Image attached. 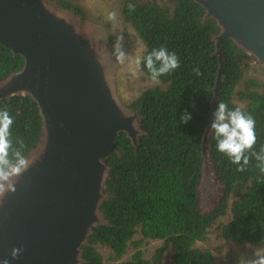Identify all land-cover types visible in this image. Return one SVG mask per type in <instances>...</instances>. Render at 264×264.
<instances>
[{
    "label": "trees",
    "instance_id": "obj_1",
    "mask_svg": "<svg viewBox=\"0 0 264 264\" xmlns=\"http://www.w3.org/2000/svg\"><path fill=\"white\" fill-rule=\"evenodd\" d=\"M63 8L86 16L71 0H56ZM135 4L130 11L128 4ZM205 8L195 0H121L120 16L145 45L142 56L154 48L176 52L180 67L160 77V82L130 99L127 108L139 110L137 143L125 131L116 138L114 149L104 158L108 197L101 209L107 223L94 227L83 244V264H104L100 247L115 255V264H163L172 247L170 264H216L213 251L200 245L216 228L217 235L236 245L264 244V174L252 157L245 171L217 150L208 135L207 154L211 174L219 191L206 210L201 202L204 157L202 144L210 121L214 87L219 72L214 37L220 27L205 17ZM224 68L214 111L219 101L230 109L239 106L256 121L255 151L264 147V79L250 76L253 58L222 43ZM24 57L0 42V82L19 72ZM141 70L150 78L143 63ZM199 68L201 75L193 71ZM14 119V148L23 140L26 155L42 134V116L29 95L0 100ZM191 113L184 124L180 115ZM211 132V130H210ZM140 235L139 238H136ZM146 240L162 245L146 258L141 250ZM136 250L121 259L131 247Z\"/></svg>",
    "mask_w": 264,
    "mask_h": 264
},
{
    "label": "water",
    "instance_id": "obj_2",
    "mask_svg": "<svg viewBox=\"0 0 264 264\" xmlns=\"http://www.w3.org/2000/svg\"><path fill=\"white\" fill-rule=\"evenodd\" d=\"M195 1L220 27L219 72L201 148L202 202L219 191L207 145L225 64L222 43L231 40L264 67V0ZM0 42L24 57L23 68L0 82V100L29 95L42 116V134L25 155L29 167L0 193V264H83V244L107 223L104 158L121 131L137 143L139 110L117 95V64L104 31L56 0H0ZM171 256L172 247L163 264Z\"/></svg>",
    "mask_w": 264,
    "mask_h": 264
},
{
    "label": "clouds",
    "instance_id": "obj_3",
    "mask_svg": "<svg viewBox=\"0 0 264 264\" xmlns=\"http://www.w3.org/2000/svg\"><path fill=\"white\" fill-rule=\"evenodd\" d=\"M130 11L135 10V4L129 3ZM117 12L109 11L106 19L111 22L117 20ZM124 36L121 32L116 35L113 43V54L117 61L123 65L129 60L128 53L123 47ZM134 63H141L147 68L150 80L159 83L160 77L172 73L180 67V59L176 52H169L166 47L154 48L146 56H137ZM197 75H201L199 68H194ZM136 74L135 72L133 73ZM211 132L217 141V150L227 156L231 163L238 166V171H245L252 157L258 162L256 167L264 174V147L257 152L255 118L243 108L237 106L230 109L224 101H219L213 113ZM192 119L191 113L185 110L180 115V122L187 124ZM14 119L7 109H0V193L8 187V182L20 176L28 167L29 162L21 149L26 148L23 140L16 141L19 148H14L12 126ZM14 190V186L12 188ZM252 247V255H241L238 264H264V246L248 245ZM15 255V253H14Z\"/></svg>",
    "mask_w": 264,
    "mask_h": 264
},
{
    "label": "rangeland",
    "instance_id": "obj_4",
    "mask_svg": "<svg viewBox=\"0 0 264 264\" xmlns=\"http://www.w3.org/2000/svg\"><path fill=\"white\" fill-rule=\"evenodd\" d=\"M73 3L80 5L86 11V20L90 24L101 28L106 34L111 54L116 61V69L114 72V81L116 92L121 102L126 106L131 98L138 95L143 89L152 87L157 83H153L141 70L140 65L137 66L134 60L137 56L141 57L145 49V45L134 29L123 22L120 16V2L121 0H71ZM117 12V20L115 22L108 21L106 14L109 11ZM123 33L124 41L123 47L128 53L129 60L121 65L115 55L113 54V43L116 35ZM136 73L135 75L133 73ZM250 76L264 79V67L260 62L253 58L252 68L250 69ZM216 195L209 192L202 198L203 209L206 210L210 204L211 199ZM137 235L136 238H139ZM162 245L160 240H146L142 243L141 250L146 258H151L156 248ZM200 245L210 248L216 256V264H238L241 255L251 256V244L236 245L228 242L217 235L216 228H213L208 238L201 242ZM255 247L254 245H252ZM259 246H264L261 244ZM136 248L131 247L128 252L121 259H128L135 252ZM103 255L104 264H115L117 259L112 251L106 247H100Z\"/></svg>",
    "mask_w": 264,
    "mask_h": 264
}]
</instances>
